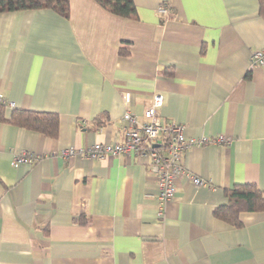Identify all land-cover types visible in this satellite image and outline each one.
<instances>
[{"label":"crops","instance_id":"0c3cea01","mask_svg":"<svg viewBox=\"0 0 264 264\" xmlns=\"http://www.w3.org/2000/svg\"><path fill=\"white\" fill-rule=\"evenodd\" d=\"M133 1L135 18L95 0H70L69 18L0 12V264H264V210L216 213L238 186L264 193L259 0ZM155 94L163 123L207 138L182 162L208 185L179 180L165 204L147 156L64 153L123 141ZM16 109L57 113V134L12 123ZM22 152L36 161L14 166Z\"/></svg>","mask_w":264,"mask_h":264},{"label":"built area","instance_id":"2783aa9c","mask_svg":"<svg viewBox=\"0 0 264 264\" xmlns=\"http://www.w3.org/2000/svg\"><path fill=\"white\" fill-rule=\"evenodd\" d=\"M159 10L160 13H167L165 6L160 7ZM249 63L251 68L264 65V48L254 50ZM163 104V96L155 94L152 103L145 111L143 123H139L135 115L127 112L122 129L124 140L121 142H96L87 147H70L64 150V153L72 155L78 152L82 156L95 159L130 152L147 156L149 169L158 177V198L164 204L174 198L179 180H187L196 187L208 185L206 180L190 172L182 162V154L185 150L207 142V138L186 137L183 125L163 123L159 115V109ZM227 139L221 135L212 141L222 142ZM36 159L37 156L33 153L22 152L14 155L12 164L14 166L33 164ZM159 213L162 214L161 211Z\"/></svg>","mask_w":264,"mask_h":264},{"label":"trees","instance_id":"16d2710c","mask_svg":"<svg viewBox=\"0 0 264 264\" xmlns=\"http://www.w3.org/2000/svg\"><path fill=\"white\" fill-rule=\"evenodd\" d=\"M102 7L128 18L137 16V8L133 0H95ZM260 12L264 14V0H259ZM52 9L66 18L70 15V0H0V12L16 10ZM31 129L55 136L58 131L59 117L55 112L16 109L8 119ZM231 202L219 208L216 213L226 221L241 224L239 214L242 210H264V193L252 184H244L231 192Z\"/></svg>","mask_w":264,"mask_h":264}]
</instances>
